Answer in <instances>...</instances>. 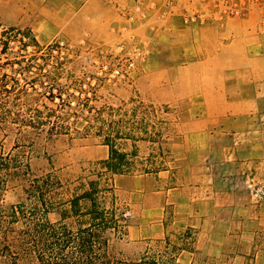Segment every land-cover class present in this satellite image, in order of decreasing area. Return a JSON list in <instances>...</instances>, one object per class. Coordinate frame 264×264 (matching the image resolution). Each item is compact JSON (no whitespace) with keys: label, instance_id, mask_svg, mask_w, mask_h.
<instances>
[{"label":"rangeland","instance_id":"374dc122","mask_svg":"<svg viewBox=\"0 0 264 264\" xmlns=\"http://www.w3.org/2000/svg\"><path fill=\"white\" fill-rule=\"evenodd\" d=\"M104 2L103 29L56 33L42 43L29 26L0 21V84L9 90L0 91V156L10 153L30 168V174L8 177L1 202L25 199L29 179L49 171L70 188L80 177H95L108 154L105 133L133 132L134 139L115 140L118 147L135 150L131 171L104 176L129 210L127 232L113 237L111 252L130 262L155 239L173 238L189 226L193 251H182L180 264H264V100L236 136L230 133L235 128L224 134L217 123L210 136L184 137L185 115L195 103L161 102L138 84L155 66L187 56L167 47L175 28L165 27L160 38L150 32L153 22L139 27L154 50L143 69L116 79L108 75L116 13ZM206 27L217 26L190 29ZM234 137L238 144H232ZM194 141L197 149L191 147ZM223 146L230 147L228 153ZM150 165L158 170L145 173ZM195 184L202 188H189ZM175 186L181 189L171 190Z\"/></svg>","mask_w":264,"mask_h":264},{"label":"crops","instance_id":"0c3cea01","mask_svg":"<svg viewBox=\"0 0 264 264\" xmlns=\"http://www.w3.org/2000/svg\"><path fill=\"white\" fill-rule=\"evenodd\" d=\"M107 13L104 0H0V21L29 26L40 43L56 33L78 34L85 28L99 31L106 27ZM256 24L257 16L251 14L244 19H232L215 30L190 29L192 26H182L178 19L166 26L175 28L167 47L178 53L183 49L187 56L166 66L156 64L138 84L158 101L195 103L193 113L190 109L185 115L184 137L193 138L205 132L210 136L217 123L224 134L235 128L230 133L236 136L243 122L259 110L264 100V50L254 33ZM228 122L230 127L226 126ZM194 142L191 147L197 149L199 142ZM233 143L238 144L239 139L234 137ZM247 147L255 149L256 145ZM223 148L228 153L230 147ZM189 188L202 186L195 184ZM207 198L201 201L210 205Z\"/></svg>","mask_w":264,"mask_h":264},{"label":"trees","instance_id":"16d2710c","mask_svg":"<svg viewBox=\"0 0 264 264\" xmlns=\"http://www.w3.org/2000/svg\"><path fill=\"white\" fill-rule=\"evenodd\" d=\"M1 90L9 91L3 84ZM18 119L26 121L21 115ZM133 134L120 130L105 133L103 144L108 154L99 162L101 169L95 177H80L70 188L49 171L29 179L25 199L8 205L0 199V264H180V253L193 251L195 234L189 226L172 233L173 238L167 234L155 239L130 262L110 250L113 237L127 232L129 210L118 201L113 184L104 176L131 171L135 150H124L115 140L134 139ZM150 167L143 171L158 170ZM17 174H30L29 165L10 153L0 156V191L8 177ZM50 213L57 214V219L52 221Z\"/></svg>","mask_w":264,"mask_h":264},{"label":"built area","instance_id":"2783aa9c","mask_svg":"<svg viewBox=\"0 0 264 264\" xmlns=\"http://www.w3.org/2000/svg\"><path fill=\"white\" fill-rule=\"evenodd\" d=\"M105 1L116 13L112 32L117 38L109 49L113 54V58L110 57L113 61L108 68V75L116 79H129L132 72L143 69L148 55L153 52L152 45L137 32L148 21L154 23L150 27L151 34L160 36L159 32L174 19H178L185 27H224L232 19H244L256 14V33L261 38L264 50V0Z\"/></svg>","mask_w":264,"mask_h":264}]
</instances>
